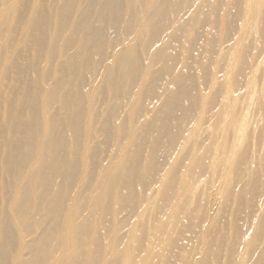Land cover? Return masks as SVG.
<instances>
[{
  "label": "bare ground",
  "instance_id": "1",
  "mask_svg": "<svg viewBox=\"0 0 264 264\" xmlns=\"http://www.w3.org/2000/svg\"><path fill=\"white\" fill-rule=\"evenodd\" d=\"M259 9L1 0L0 264H264Z\"/></svg>",
  "mask_w": 264,
  "mask_h": 264
},
{
  "label": "rangeland",
  "instance_id": "2",
  "mask_svg": "<svg viewBox=\"0 0 264 264\" xmlns=\"http://www.w3.org/2000/svg\"><path fill=\"white\" fill-rule=\"evenodd\" d=\"M260 1H261V4L263 5L264 0H260ZM0 2H1V0H0ZM262 10L263 9H259L257 11L258 23H257V26L254 27L252 32H251L253 37L257 36L258 25L261 26L263 24L262 20L264 17V13H262L263 12ZM229 188H231V185H228L227 189L223 193H221L220 196H217V195L213 194L216 191L215 188L212 190V189H209L207 186H203L202 184L199 185V189L202 192H200V195H199L197 193L198 192L197 190H199V189L198 188L196 189L195 193L192 195L191 204H189V206L187 205L185 207L184 214H182L180 216V219H178V220H181L182 223H184L185 225L188 226V229L186 228L187 229L186 235L189 236V235L193 234L192 232L195 233L197 226L201 220L200 218H202V215L205 211L204 208H207L206 210L208 212V217L212 221V223L214 225H216L218 228H222L221 227L222 225L220 223H222V221L224 220L223 217L227 216L229 214V209H230L227 204L223 203L224 200H223L222 196L227 194V190H229ZM203 196H206V198ZM195 197H197V199ZM195 200H197V202ZM222 200H223L222 206H224V208L221 206V203H220ZM204 202H206V203H204ZM213 202H214V204H212ZM194 204H196V205H194ZM197 204H199V205L197 206ZM219 205L221 207H219ZM197 207H199V208H197ZM189 208H192V209H189ZM195 212H196V214H195ZM185 213H186V216H185ZM193 214H195L196 216H193ZM172 222L177 223V219H174V221H172ZM191 222H192V224H191ZM175 237H177V236L175 234L174 235L172 234V238H175Z\"/></svg>",
  "mask_w": 264,
  "mask_h": 264
}]
</instances>
